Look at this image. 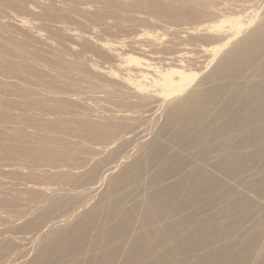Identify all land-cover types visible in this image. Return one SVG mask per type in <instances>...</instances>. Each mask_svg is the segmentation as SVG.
<instances>
[{"label": "bare ground", "instance_id": "1", "mask_svg": "<svg viewBox=\"0 0 264 264\" xmlns=\"http://www.w3.org/2000/svg\"><path fill=\"white\" fill-rule=\"evenodd\" d=\"M0 264H264V0H0Z\"/></svg>", "mask_w": 264, "mask_h": 264}]
</instances>
